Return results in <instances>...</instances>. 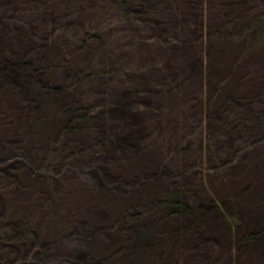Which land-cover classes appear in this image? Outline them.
<instances>
[{"label": "rangeland", "instance_id": "rangeland-1", "mask_svg": "<svg viewBox=\"0 0 264 264\" xmlns=\"http://www.w3.org/2000/svg\"><path fill=\"white\" fill-rule=\"evenodd\" d=\"M198 2L200 0H190L187 8L198 13L201 8ZM263 4L264 0L210 2L208 43L214 82L221 83V86L217 83L219 89L225 84L227 98L234 100L230 105L214 109L207 125V134L212 137L207 155V162L213 167L210 178L223 175L227 180L220 183L224 185H242L253 175L264 181V72L258 73L264 66V39L260 42L264 18L256 20ZM133 5L142 13L124 16L122 9L127 7H122L119 0H0V65L5 60L32 59L30 66L18 71L21 74L18 82L8 87L0 85V161L19 156L35 163L56 162L61 171L66 166L56 181V192L60 198L70 199L67 208L80 216V230L84 229L82 224L94 228L88 242L75 240L77 250L82 249L83 244L89 248L96 243L106 248L112 245L108 235L111 211L103 201L110 188L132 194L154 183L177 185L180 175L186 172V196L200 197V190L194 186V176L201 172L196 147L180 146L184 138L192 135L191 140L195 141L203 133L198 127L200 117L192 103L194 97L180 116V126L179 117L171 118L157 137L147 138L138 148H129L122 141L118 143L122 147L117 149L102 144L106 132H120L123 127L120 124L125 121L112 118L105 126L107 119L103 109L96 108L98 105L104 106L111 93L125 87L128 81L142 89L143 94L138 96L140 101L145 97L150 99L151 94L152 100L158 99L160 94L155 86L173 74L175 67L189 72L191 65L187 63L192 60L194 64L192 52L198 49L195 42H191L194 45L186 48L184 56L174 57L168 67L170 70L165 69L161 65L165 51L168 57L174 56L178 54L176 47H160L155 51L151 49V42L145 40L156 30L171 29L172 44H176L181 37L188 40L191 32H185L186 37L180 34L175 27L176 10L170 8L173 5L167 0H135ZM252 15H256V19ZM115 17L119 22L108 23ZM84 27L102 28L108 37L106 44L94 38L84 40L81 37ZM2 46L9 50L5 53ZM97 51L101 52L99 56H96ZM114 67H122V70L116 71L110 79L105 78L104 73ZM28 71L38 78L37 87L45 83L51 91L45 92L41 87L37 92V87L31 88L27 81L20 80L19 77H24ZM81 71L84 83L82 79L78 81L77 73ZM135 71H143L145 76L153 78V84H147L148 79ZM194 75L195 72L185 86L188 96L200 88ZM19 82L24 84H17ZM146 89H149L148 94ZM65 97L68 100L62 104L60 100ZM54 100L56 108L62 111H67L69 104L79 115L88 110L89 120L80 123L78 115L74 130H58L46 118L48 111L51 113L54 109ZM156 114L150 109L146 120L155 123ZM234 114L242 119L235 120ZM29 120H33V124H29ZM90 122L94 125V133L87 131ZM142 131L145 134L152 128L146 126ZM163 148L164 158H161ZM221 165L226 166L223 171L214 170ZM97 167L102 170V177ZM3 188L0 176V218L6 212L1 207L6 195L16 199L12 210L26 207L30 195L26 188ZM41 209L34 207L31 216ZM250 219L264 232V206L256 209ZM100 229H107L105 235H99ZM214 245L209 233L192 235L182 242L177 255L172 256L168 264H202L204 260L209 264L208 251ZM59 247L67 251L69 242L63 241ZM224 254V262L228 264L227 252ZM242 264L255 262L249 258Z\"/></svg>", "mask_w": 264, "mask_h": 264}, {"label": "trees", "instance_id": "trees-1", "mask_svg": "<svg viewBox=\"0 0 264 264\" xmlns=\"http://www.w3.org/2000/svg\"><path fill=\"white\" fill-rule=\"evenodd\" d=\"M134 1L119 0L122 7H127L122 9L124 16L142 13V10L133 5ZM189 1L167 0L169 5H173L170 8L176 10L175 27L180 30V34L185 36V32H191V36L187 37L189 41L181 37L179 42L175 41L177 43L172 44L174 36H171L173 34L171 29L156 30L150 39L145 40L151 42V49L155 51L160 47L166 49L168 46L169 48L176 47L178 54L174 56L168 57L167 50L165 51V56L161 61L165 69H168L170 63L172 64L171 60L174 57L184 56L186 48L193 46L194 44L190 43L194 41L198 49L192 52L195 59H193L194 64L192 60L191 63H187L188 66L191 65L189 72L175 67L173 70L176 74L167 76L162 83L155 86L160 94L156 100L151 99V94L150 99L145 97L143 101H140L138 96L143 94L142 89L135 88L133 83L128 81L125 87L111 93V97L104 103V106L98 105L99 107L96 108L103 109L104 118L107 119L105 126L109 124L108 120L114 118L119 121L123 119L125 122L120 125L128 127L127 130L124 129L125 131L121 127L120 132L107 131L108 137L104 135L102 144L107 143L117 149L119 146L122 147L118 144L122 141L121 143L125 146L136 149L147 138L157 137L156 135L163 131L171 118L179 117L180 126L182 121L180 116L191 103L190 99L194 97L192 103L197 107L200 117H198L200 119L198 127L203 133L196 137L195 141L191 140L192 135L184 138L180 146L196 147L201 172L194 176V186L200 190V197L186 196V178L188 177L186 172L180 175V183L177 185L159 182L139 188L132 194L119 193L113 190L114 188H110L103 201L111 211V219L108 223L110 234L108 235L111 236L112 245L106 248L96 243L89 248L83 244L82 249L77 250L75 240H79L77 243H80L82 239L88 242V237L94 228L88 224H82L81 227L84 229L80 230L78 228L80 226L78 217L80 216L67 208L70 205L68 202L70 199L60 198L56 192V181L62 176L66 166L61 171L57 168L58 164L53 161L43 164L35 163L31 162L28 157L24 159L19 156L3 159L0 161L3 190L26 188L30 195L24 208L12 210L16 200L13 196L6 195V199L1 201V207L6 212L0 218V264H109L110 262L163 264L164 261L168 264L172 256L177 255L182 242L192 235H199L200 232L211 234L215 243L208 251L209 264H226L224 262L226 253L224 252H227L228 264H242L249 258H252L255 264H264V232L255 227L250 219L256 209L264 206V185H262L264 181H259L253 175L242 185L232 183L224 185L220 181L226 182L225 176L210 178L213 167L207 162V155L210 144H212V137L207 134V125L214 109L230 105L234 100L227 98L225 84L222 86L223 89H219L217 83L219 86L221 83L214 82L208 43V12L211 0H200L198 3L201 4V8L198 13L187 8ZM260 11L257 19L255 18L257 14L252 17L256 20L263 19L264 4ZM123 15L121 19H124ZM3 18L6 19V15H3ZM113 22H119V20L115 17L108 21V23ZM261 32L262 34L260 30L258 31L261 34L260 42L264 39V28ZM81 37L84 40L94 38V41H103L105 44L108 40L100 27H84ZM2 49L5 53L9 50L7 46H2ZM100 53L97 51L96 56ZM5 61L2 66L0 65V85L8 87L18 82V76L21 75L18 71L30 66L32 59L24 62ZM119 69L122 70V67ZM119 69L114 67L108 70L104 73V77L110 79L116 71H121ZM193 72H195L194 80L200 83V88L197 93L188 96L185 93V86ZM262 72H264V66L258 71V73ZM26 73L19 79L27 81V85L31 88L37 87L38 78L33 77L32 72ZM82 73L83 71L77 73L78 81L82 79ZM138 73L141 77L148 79L147 84L150 86L153 84V78L145 76L143 71H138ZM83 80L84 78L81 81ZM20 83L24 84L22 82L17 84ZM42 85L37 87V92L39 89L41 91V87L45 89V92L51 91L45 83ZM148 90L146 89V94ZM65 100H68V97L60 102L65 104ZM48 101L51 103L50 100ZM53 104L54 109L51 113L48 111L46 117L51 125L57 127L58 130L60 128L62 132L74 130L78 124L79 114L76 111L75 113L74 109L72 110V105H68L67 111H62L56 108L55 100ZM150 109L157 113L155 123H151L153 120H146ZM90 115L88 110L80 114V123L87 122ZM233 118L242 119L236 114ZM29 121H27L29 124L34 122ZM89 125L87 131L94 133L92 122ZM146 126L152 128V131L144 134L142 128ZM162 150L163 154L161 153L160 157L164 158L165 149ZM225 167V165L216 166L214 170L221 172ZM97 170L102 177L100 167L99 169L97 167ZM39 206L42 207L40 212L31 216L32 209ZM6 224L9 225L5 227ZM5 229L7 230L3 232ZM99 231V235H105L107 229ZM63 241L69 242L67 251L60 250L59 246ZM206 263L205 260L202 262V264Z\"/></svg>", "mask_w": 264, "mask_h": 264}]
</instances>
